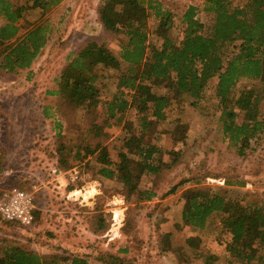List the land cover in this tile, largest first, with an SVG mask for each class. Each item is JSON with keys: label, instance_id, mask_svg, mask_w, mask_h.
<instances>
[{"label": "rangeland", "instance_id": "obj_1", "mask_svg": "<svg viewBox=\"0 0 264 264\" xmlns=\"http://www.w3.org/2000/svg\"><path fill=\"white\" fill-rule=\"evenodd\" d=\"M104 1L63 0L44 17L51 33L31 67L16 74L0 70V190L17 187L31 194L35 219L27 229L6 227L0 219V252L8 246H20L44 259L57 254L64 258L80 257L87 264H107L104 260L116 264L111 257L128 258L134 264H186L184 258H192L198 251L217 256L215 264H227L230 255L226 245L230 237L220 233V213L209 217L203 231L175 227L181 223V194L186 188H220L229 199L236 200L244 194L248 201H264V129L261 140L249 141L240 156L222 134L214 115L217 103L212 90H208L207 103L199 110L183 106V130L178 142L171 141L168 135H160L152 142L164 151L177 152L178 161L152 179L141 177L139 191L151 189L156 194L150 201H145L140 192L125 199L122 185L99 176L95 156L89 157L83 149L75 159L78 147L97 142L94 124L109 135L104 143L112 160L121 149L122 139L135 132L133 126L115 127L103 108L89 114L82 101H69L54 94L59 90L67 57L88 40L96 39L115 55L119 52L122 35L105 32L97 21V9ZM158 1L174 15L170 34L173 37L180 35L181 15L188 5L196 6L199 17L208 24L209 17L202 13L203 0ZM40 15L39 10H33L25 20L34 24ZM148 26L155 27L152 18ZM149 43L159 46L161 40L151 35ZM96 73L102 77L95 84L100 96L114 94V80L105 77L109 73L101 69ZM260 108L264 113V99ZM129 120L135 123L133 118ZM242 121V114H238L236 122ZM166 129L172 130L173 125ZM160 158L168 160L167 154ZM73 168L80 174L74 184L63 174ZM54 170L61 171L57 174L63 185L56 186ZM99 214L104 220V237L90 231L95 227L93 218ZM90 215L93 218L89 219ZM124 231L127 235L136 231L137 237L127 238ZM164 234H170L167 252L161 251ZM189 239L193 241L189 243ZM91 242L97 255L89 258ZM127 246L125 257L118 250ZM193 262L203 264L202 260Z\"/></svg>", "mask_w": 264, "mask_h": 264}, {"label": "trees", "instance_id": "obj_2", "mask_svg": "<svg viewBox=\"0 0 264 264\" xmlns=\"http://www.w3.org/2000/svg\"><path fill=\"white\" fill-rule=\"evenodd\" d=\"M62 1L0 0V70L16 74L31 67L51 33L49 21L44 17ZM33 10L40 11V20L28 24L25 18ZM96 13L98 24L105 32L122 35L120 50L115 55L105 44L96 39L88 40L67 57L68 64L56 94L69 101H82V107L89 114L103 108L102 112L113 119L115 127L135 128L133 134L122 139L114 160L104 143L109 135L96 124L92 130L97 142L78 147L75 154L78 159L83 149L89 157L95 156L98 175L121 184L125 199L140 192L141 177L152 179L177 164V152L164 151L152 142L160 135H168L171 141L178 142L183 130L180 120L183 106L187 104L199 110L207 103L208 90H212L217 103L214 115L221 124L222 134L237 148L240 156L249 141L261 140L264 129V113L260 108L264 99V0H203L202 13L205 18L209 17L208 24L201 20L196 6L188 5L181 15L182 28L178 37L170 35L174 15L158 0H105ZM150 18L155 27L148 26ZM27 25L29 27L25 28ZM151 35L161 40L159 46L149 43ZM100 69L109 73L106 79L114 80V94L101 97L95 89L101 77L96 71ZM238 114L243 117L240 124L236 122ZM171 125L173 129L167 130ZM163 154H167V161L161 160ZM54 171L59 173V170ZM140 193L145 201L156 197L151 189ZM239 196L236 200L229 199L220 188H186L181 194L184 201L181 223L175 227L203 231L209 217L220 213V233L230 237L226 245L230 255L227 264H264V201H248L246 195ZM1 221L6 227L20 228ZM103 223L100 214L95 216L91 233L103 235ZM124 234L130 239L137 237L136 231L130 235L124 231ZM162 237L161 251L167 252L170 234ZM93 244L89 243V258L97 255ZM128 246L118 252L125 254ZM139 252L137 248L136 253ZM111 258L116 264L133 262L124 257ZM200 260L203 264H215L218 257L197 251L192 258H184L186 264ZM104 261L113 264L110 260ZM0 264L87 263L80 257L64 258L57 254L44 259L32 250L8 246L0 252Z\"/></svg>", "mask_w": 264, "mask_h": 264}, {"label": "built area", "instance_id": "obj_3", "mask_svg": "<svg viewBox=\"0 0 264 264\" xmlns=\"http://www.w3.org/2000/svg\"><path fill=\"white\" fill-rule=\"evenodd\" d=\"M55 174L56 171H53ZM60 173V172H59ZM68 175L70 183H76L79 179V171L73 168L63 173ZM34 205L31 194L17 188L8 187L0 190V219L13 223L20 228H30L34 224Z\"/></svg>", "mask_w": 264, "mask_h": 264}, {"label": "crops", "instance_id": "obj_4", "mask_svg": "<svg viewBox=\"0 0 264 264\" xmlns=\"http://www.w3.org/2000/svg\"><path fill=\"white\" fill-rule=\"evenodd\" d=\"M54 94H56V93H54ZM53 178H54L53 180L56 181V182H55L56 186H57V185H63V184H62L63 181H62V180H59V179L61 178L60 175H58V174L56 175V174H55V176H54ZM64 185H65V184H64ZM92 234H93V233H92ZM102 234H103L102 237H104V233H102ZM93 235H94V234H93Z\"/></svg>", "mask_w": 264, "mask_h": 264}]
</instances>
